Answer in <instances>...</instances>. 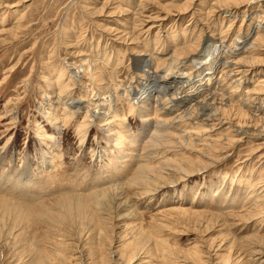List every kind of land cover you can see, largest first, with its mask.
Segmentation results:
<instances>
[{"label": "rangeland", "instance_id": "rangeland-1", "mask_svg": "<svg viewBox=\"0 0 264 264\" xmlns=\"http://www.w3.org/2000/svg\"><path fill=\"white\" fill-rule=\"evenodd\" d=\"M258 2L0 0V264H264V96L243 100L264 88V46L239 89L212 64L196 73L214 72L188 106L219 92L223 126L175 124L184 104L163 120L154 96L113 106L124 121L107 127L75 109L111 82L114 103L131 96L137 55L239 50L264 24Z\"/></svg>", "mask_w": 264, "mask_h": 264}, {"label": "bare ground", "instance_id": "bare-ground-1", "mask_svg": "<svg viewBox=\"0 0 264 264\" xmlns=\"http://www.w3.org/2000/svg\"><path fill=\"white\" fill-rule=\"evenodd\" d=\"M258 3L264 8V0H260V2ZM262 23H263L262 21H259L253 26V33H252L253 35L240 38L237 44V46L239 47V50L237 51H235V49H233L232 46L231 47L228 46L226 44L227 42L225 43L224 40L222 41L218 39H215V40L209 39V40H205V42H202V44H200L199 48L196 50H193L191 47L190 49H187L188 51L183 50L184 53L175 52L173 54L172 53L165 54L163 55L166 58L165 60H160L161 58L160 56L162 54L157 53L158 51H156V53L153 51L152 55H150L149 57H145V54L137 55L135 56L136 59L134 60V66H133V69H134L133 74L135 75L134 80L136 81L135 83H137V85L136 87L130 89L129 92L131 93V96L130 95L128 96L127 89H123L122 92L120 93L118 92L119 90L117 89L116 91L117 95L114 99L115 100V103H114L110 95L111 88L109 86L112 85V82H111V85H107L105 90H100L99 93H94L93 95L86 93L87 94L86 96L88 97L87 102H85V100L77 101L76 104H78V106H75V109L77 110V113L78 112L80 113V111H85L86 115L89 117V124H91V122H97L100 124L103 123L102 124L103 127H107L108 125L110 124L112 125L117 121L119 122L124 121V117L123 116L119 117L118 109L114 108L113 106H117L119 104L124 103L125 102L124 100H126L127 97L131 98L134 95L130 101L127 99L128 104L131 105L130 109H135L136 106L143 108L145 105H147L151 97L154 96L156 97V100H155L156 103L157 104L159 103V106L155 103L159 108L156 106L158 110H156L154 114L156 115L158 114V112L160 113V111L163 110L164 112L160 114L163 116V120L166 119L164 117L172 116V111H173L172 109H176L181 104H184L183 109L182 108L180 109V112L176 114L173 120L175 124H179L182 122L184 126L186 127V126H190L196 120L201 119L203 121H206V124H207V121L213 122V123L214 121H216L219 124L218 126H223L225 122V120L223 119V115H221V113L215 109L214 105H211V102L216 99L224 101V99L222 100L219 98V94H220L219 92L210 93L209 96L206 97L205 99H200V96H197L196 98H198L199 100L196 99L197 102L194 104L195 106L193 107L188 106L190 104L188 102L189 100H192L195 97V95L199 94L201 90L204 91L207 89L208 91H210L206 83L209 84V82L212 81V77L214 74L212 70L214 67L217 69L219 68L222 74L221 76L225 82H230V83L234 82L236 84L238 83L237 85L238 89H239L238 86L242 84V81L246 82L247 77L255 73V70L249 65V63H252V62L256 63V61H252L251 58L252 57L255 58V56L259 55L258 52H261L260 51L261 47L264 46V24ZM83 62L85 66V72H87L88 74L92 76L91 77L92 80H95L96 78L93 77L94 71H95L94 67L89 62H86L84 60ZM195 64L196 65L200 64L201 65L200 69H198ZM210 64H212V70L211 68H208L207 72H205L206 75L203 76V78L200 77L201 78L200 80L198 79V81L197 80L194 81L195 79H197V76H198L196 73L197 72L200 73V70L202 71L206 67H209ZM72 71L74 73L72 74L71 80L76 82V86H78L79 84H82L81 82L84 80L85 75L82 76L80 73L78 74L76 69H72ZM193 71H195V75L192 78L191 76L193 75ZM102 73L103 72H101V74ZM141 75L143 76L142 80H141L142 78ZM103 76L104 74L101 75V81L104 82L105 77L103 78ZM206 76H209V78H206ZM186 77H189V78L191 77V78L190 79L187 78V80H184V78ZM107 79L109 80V78ZM199 81H201V83H199ZM195 83H198L196 84L198 85V87L195 88V90L192 91L190 88H188L189 86L192 87V85H194ZM260 83L262 85V83H264V79L261 80ZM79 87L82 89V91H84L87 88L82 85H80ZM239 92L240 91L237 90L234 93H239ZM262 92H264V88L257 91V93H254L255 95H257L255 99L250 97V95H252L251 92H246L244 94L245 98L243 100L246 103V105L250 106L254 100L256 101L260 99V96L261 97L264 96L262 95ZM229 100H231V102L234 101L230 98ZM131 101H133V103H131ZM245 103H243V105ZM67 106L70 108V107H73V104H67ZM161 106H164L165 108H168V110H171L170 112L171 114H168L167 110L164 109L163 107L161 108ZM68 107H65L66 112H68ZM77 107H79V109ZM189 110H190V113L188 112ZM131 112H133V110ZM73 115H74V112H73ZM97 118H99V120ZM102 118H104V120H102ZM168 119L169 118H167V121ZM171 121L172 120H169L168 123L166 122L165 123L171 125L172 123ZM193 125L194 124H192V126ZM231 126L235 128L237 131L247 128V127L244 128L243 126H241V124H237L234 126L231 124ZM198 129L196 128V130ZM251 132L252 131L250 129L243 131L244 134L250 133V136H253ZM85 140H86V137H85ZM142 172L144 173L145 171H142ZM139 175H142V174L140 173ZM108 199H110V197ZM111 204L113 205L112 201H111Z\"/></svg>", "mask_w": 264, "mask_h": 264}]
</instances>
